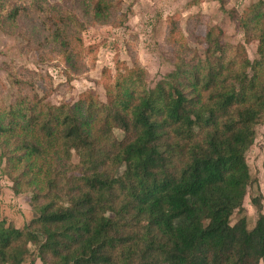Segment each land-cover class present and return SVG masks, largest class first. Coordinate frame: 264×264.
I'll return each mask as SVG.
<instances>
[{"label":"trees","instance_id":"trees-1","mask_svg":"<svg viewBox=\"0 0 264 264\" xmlns=\"http://www.w3.org/2000/svg\"><path fill=\"white\" fill-rule=\"evenodd\" d=\"M72 7L98 23L121 8L120 0H0V31L27 32L46 47L51 30L71 60L85 28ZM230 14L256 33L259 59L209 28L195 38L207 42L205 58L180 33L175 71L148 89L146 71L126 66L107 103L90 92L54 106L16 78L20 89L7 104L0 84V170L17 196L31 195L38 215L24 230L7 228L0 206V264H22L30 243L48 264H264V214L252 230L245 217L232 224L264 121V1L247 19Z\"/></svg>","mask_w":264,"mask_h":264},{"label":"rangeland","instance_id":"rangeland-1","mask_svg":"<svg viewBox=\"0 0 264 264\" xmlns=\"http://www.w3.org/2000/svg\"><path fill=\"white\" fill-rule=\"evenodd\" d=\"M44 1L63 6L65 0ZM259 1L229 0L227 7L222 9L216 0H120V10L103 23L89 21L82 9L72 7L70 10L85 24V28L74 35L81 43L77 44V50L74 49L76 53H72L71 60H65L60 55L63 45L55 40L51 30L46 34V47H42L39 41L36 43L34 37L30 39L27 32L22 37L16 29L9 30L10 33L1 30L2 98L10 103L20 89L15 85V79L19 78L33 84L39 96L54 106L72 105L90 92H94L100 102L107 103L110 94L114 95L118 75L124 74L125 67H132L134 63L146 71L147 88L153 89L176 69L178 47L174 41L180 40V33L184 42L200 58H205L207 42L200 44L195 42V38L205 39L209 28L215 30L222 43L245 51L254 61L260 57L256 33L247 34L239 25L241 30L233 22L230 12L236 11L242 19H247V10ZM41 19L47 20L44 17ZM26 24L30 32L32 24ZM70 61L72 66L68 64ZM115 133L118 139L123 137L121 131ZM71 162L74 166L79 163L75 152ZM247 163L251 183L247 188L243 211L235 212L232 224L245 217L248 229L252 230L260 215L264 214V121L256 128L254 145L247 153ZM78 172H70L69 177L71 174L78 176ZM119 172L122 173V169ZM12 186L4 167L0 170L2 220L7 228L13 226L24 230L38 215L31 205V195L17 196ZM254 199L260 200V205L255 204ZM28 250L29 254L22 264L49 263L48 258L45 262L38 256L39 246L30 243Z\"/></svg>","mask_w":264,"mask_h":264}]
</instances>
